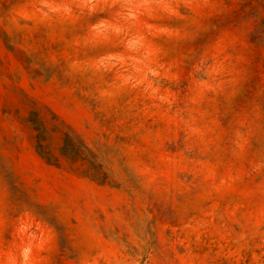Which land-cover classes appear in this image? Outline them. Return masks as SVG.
<instances>
[{"label":"rangeland","instance_id":"obj_1","mask_svg":"<svg viewBox=\"0 0 264 264\" xmlns=\"http://www.w3.org/2000/svg\"><path fill=\"white\" fill-rule=\"evenodd\" d=\"M0 264H264V0H0Z\"/></svg>","mask_w":264,"mask_h":264},{"label":"trees","instance_id":"obj_2","mask_svg":"<svg viewBox=\"0 0 264 264\" xmlns=\"http://www.w3.org/2000/svg\"><path fill=\"white\" fill-rule=\"evenodd\" d=\"M61 150L65 155L71 157L72 159H87L88 161L94 162L93 164L97 166V169L94 170L92 175L95 179H98L100 180L101 183H103L104 176H101V173H102L101 167L99 166V164L95 162L93 155L92 157L88 156V154L90 153V150L88 146L85 144V142H83V140L78 139L76 141L72 138L71 135L67 134L65 136L64 143H63Z\"/></svg>","mask_w":264,"mask_h":264}]
</instances>
